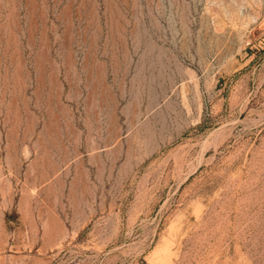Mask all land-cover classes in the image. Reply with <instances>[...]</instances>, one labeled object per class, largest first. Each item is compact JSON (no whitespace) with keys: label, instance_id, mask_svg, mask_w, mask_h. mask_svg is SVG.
<instances>
[{"label":"rangeland","instance_id":"374dc122","mask_svg":"<svg viewBox=\"0 0 264 264\" xmlns=\"http://www.w3.org/2000/svg\"><path fill=\"white\" fill-rule=\"evenodd\" d=\"M0 264H264V0H0Z\"/></svg>","mask_w":264,"mask_h":264}]
</instances>
